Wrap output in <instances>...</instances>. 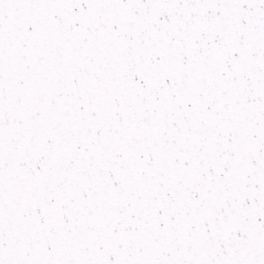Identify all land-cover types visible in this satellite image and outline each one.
<instances>
[{
	"label": "snow or ice",
	"instance_id": "6c2138e0",
	"mask_svg": "<svg viewBox=\"0 0 264 264\" xmlns=\"http://www.w3.org/2000/svg\"><path fill=\"white\" fill-rule=\"evenodd\" d=\"M0 264H264V0H0Z\"/></svg>",
	"mask_w": 264,
	"mask_h": 264
}]
</instances>
